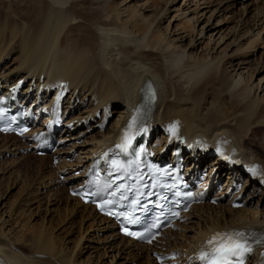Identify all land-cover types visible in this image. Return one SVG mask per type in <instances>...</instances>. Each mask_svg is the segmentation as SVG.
Listing matches in <instances>:
<instances>
[{
    "label": "bare ground",
    "instance_id": "bare-ground-1",
    "mask_svg": "<svg viewBox=\"0 0 264 264\" xmlns=\"http://www.w3.org/2000/svg\"><path fill=\"white\" fill-rule=\"evenodd\" d=\"M30 6V15L14 11L16 16L9 17L0 12V66L19 49L12 67L0 73V89L8 91L22 84L23 95L33 92L48 107L55 100L50 92L66 85L64 105L71 112L67 124L85 129L64 136L70 146L58 152L55 171L52 157L33 154L37 166L48 174L38 179V185L51 188L54 173L58 174L57 186L62 184L67 201L75 202L70 208L82 214V221H92L91 227L104 237L102 245L110 264H157L151 251H174L185 261L205 250V240L216 230L264 232V158L253 149L257 129L263 138L258 147L264 148V54L254 60L259 45L264 47V0H33ZM150 83L158 92L147 119L156 157L167 158L169 148L175 147L167 133L172 122L180 119L188 159L194 149L200 156L213 154L217 148L235 158L236 172L225 174L227 190L221 195L239 182L235 174L247 183L252 180L244 198L246 207L234 209L231 203L195 206L185 215L187 222L178 225L177 231L166 232L154 247L120 236L111 220L72 198L68 187L80 178L75 169L112 147L148 95ZM0 144L6 155L14 156L30 147L13 135L0 134ZM217 160L204 185L212 181L216 188L222 183L223 165ZM190 169L193 176H200L197 166ZM29 192L28 202L33 193ZM0 200L1 264L103 263L92 262L91 256L79 261L74 250L69 252L58 243L48 225L33 224L31 220L39 216L37 207L30 204L26 221L22 211L6 209ZM83 236L84 232L78 240ZM262 250L264 246L255 253L257 263L264 262Z\"/></svg>",
    "mask_w": 264,
    "mask_h": 264
},
{
    "label": "rangeland",
    "instance_id": "rangeland-1",
    "mask_svg": "<svg viewBox=\"0 0 264 264\" xmlns=\"http://www.w3.org/2000/svg\"><path fill=\"white\" fill-rule=\"evenodd\" d=\"M26 1L27 0H19V2L16 0H14V1L13 0H11V1L10 0L0 1L1 5L4 3L2 5L3 7L1 6L2 7L1 10H3V11H0V12L4 16H6V15L7 16H9V15L10 16L11 15L16 16L15 13L17 11L19 13V16H20V13L22 15L23 14L22 12H25V11H26L25 14H27V15H30L31 13L33 14V10H31L29 8V7H31L30 4H32L33 0H28L27 2ZM9 2H13L12 5H10L11 7L8 4ZM15 2H18V3H15ZM8 6L10 7L9 9H10L11 13L10 12L8 13L9 9L8 10L6 9V7L8 8ZM28 8H29V10H27ZM238 8H240V6ZM14 11H16V12L13 13ZM30 11H31V13H30ZM3 12L6 14H4ZM259 47L260 48H258V52L255 53L254 60L256 58H258L259 55L264 54V53H262V51H264V47L261 44L259 45ZM15 50L16 51H14L11 54V56L7 60H5V62H3V65L0 66V68L4 67L0 71V73H2V71H4V69L6 67H10V66L12 67V63H15L14 59H16L18 57L19 49L16 48ZM34 95H35V93H34ZM114 117L116 118V115H114ZM113 120H111V121H113ZM96 123H97V121L95 122V124ZM255 131H256V134L258 136H257V141L255 140L256 142H254V144H253V149L255 148L254 149L255 151L260 152L264 158V155H263L264 154V148L260 149V147H258L259 141H263L262 133L258 129ZM10 140L12 141L13 139H8L7 141L10 142ZM1 144H3V142ZM1 144H0V150H1L0 151V171H1L0 172V179H1L0 180V195L1 194L2 195L0 197L2 198V201L4 203V207L6 209L10 208L11 211H13V212L14 211L15 212L22 211V212H20V214H21V216L23 214L22 217H24V219L26 221L29 220V216H27V215H29L27 209L31 205L33 206L32 208L37 207V209L35 211L38 213L39 216H37V218L34 221L31 220L32 223L33 224L35 223V225H42V223H45V225H48L50 232L53 233L55 235V237H57L58 243L61 244V246L67 247L69 252H73V250H74L75 255L79 261H84L89 256H91L92 258L94 257L92 259V262L93 261L98 262L97 260L99 259V261L103 260L102 264H110V262H109L110 259L108 258L109 253L108 252L104 253V249H103V245H102L104 243V241H103L104 237H102V234L98 231L97 227H93V228L91 227L92 221H89V222H86L84 220L82 221V219H81L82 214H76L75 210L71 209L72 207L74 208L75 202H72L73 204L72 203L70 204L67 201L66 190H64L63 186H61V185L57 186L58 174L54 173V177H53L54 181L52 180L53 184H52L51 188L48 187L49 189H46L47 187L44 186L45 184H41L39 186L38 183H40V180H38V179H41L42 176H44V175L47 176L48 174L46 172L47 171L46 169L41 168V167L39 168L37 166L39 164L38 161L35 160V158H37V157H34L32 153L30 154V155H32V157L28 156L29 153L27 155L25 153H21L20 156H14L12 154L6 155V150L3 148L4 144H3V146ZM255 144H256V146H254ZM48 159H49V157H48ZM48 159H47V163L49 162V166H51V162L49 161L50 159L49 160ZM17 161H19V162H17ZM55 166H57V165H55ZM51 168H52V166H51ZM52 169H53V171L56 170L54 166ZM3 171H5V172H3ZM45 172H46V174H45ZM51 173H52V171H51ZM67 174H69V171L67 172ZM61 181H64V179H62ZM46 182L48 183V181H46ZM36 183H37V185H36ZM30 184H31V186H30ZM30 190L33 192V193H31V201L33 203L31 201L28 202V199H29L28 195L30 193L29 192ZM35 191L36 192L38 191L35 194V196L37 198L35 200H32V197L34 196ZM40 193H44V194H40ZM25 200H27V202ZM53 200H56V202H54ZM38 205L40 206V208H38ZM24 211H26L27 214ZM39 211H40V213H39ZM45 225H43L44 228H45ZM53 228L55 231L53 230ZM87 230H88V232H87ZM83 232H84L83 239L79 241L78 239L83 234ZM76 242L79 244L78 247H77L78 244ZM101 255H102V258L100 259ZM88 259H87V261H88ZM118 260L121 261L120 259H118ZM142 261H144V260H142ZM99 264H100V262H99Z\"/></svg>",
    "mask_w": 264,
    "mask_h": 264
},
{
    "label": "snow or ice",
    "instance_id": "snow-or-ice-1",
    "mask_svg": "<svg viewBox=\"0 0 264 264\" xmlns=\"http://www.w3.org/2000/svg\"><path fill=\"white\" fill-rule=\"evenodd\" d=\"M154 97H149V101ZM139 112V109L137 110ZM137 122V115H133L130 122L126 125L125 129L122 130L121 143L116 146L122 151H127L130 147L129 130ZM147 131V129H142ZM179 195V193H176ZM162 207V206H161ZM129 223H136V220H129ZM158 225L153 224L151 227H156ZM128 235H135V233L129 232ZM208 244L212 246L210 253H203L200 257L201 260H206L209 257V264H235L232 258L241 257L246 252H250L251 248L246 246V238L242 232H224L217 233L212 237ZM242 264V262H241Z\"/></svg>",
    "mask_w": 264,
    "mask_h": 264
}]
</instances>
